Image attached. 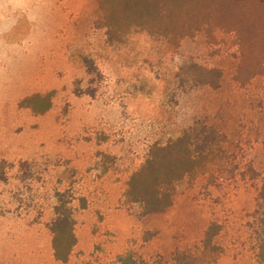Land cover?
<instances>
[{
    "label": "rangeland",
    "instance_id": "rangeland-1",
    "mask_svg": "<svg viewBox=\"0 0 264 264\" xmlns=\"http://www.w3.org/2000/svg\"><path fill=\"white\" fill-rule=\"evenodd\" d=\"M101 5L0 0V264L105 262L126 250L142 264H163L156 257L167 256L175 238L191 244L210 221L224 225L227 244L236 245L214 264H252L245 225L255 192L246 183L211 191L200 190L202 178L190 189L181 185L172 209L151 217L118 200L146 146L198 120L243 143L254 139L264 126V84L235 86L236 59L210 48L203 31L184 39L170 59L144 32L130 28L129 44L117 55L105 46L104 28H96ZM85 57L100 73L92 84ZM182 57L220 70L219 86L176 93L169 102ZM139 83L142 93L129 94ZM90 87L94 97L84 94ZM71 184L72 195L84 197L87 207L79 211L74 202L78 243L60 263L51 257L46 225L53 193Z\"/></svg>",
    "mask_w": 264,
    "mask_h": 264
},
{
    "label": "trees",
    "instance_id": "trees-1",
    "mask_svg": "<svg viewBox=\"0 0 264 264\" xmlns=\"http://www.w3.org/2000/svg\"><path fill=\"white\" fill-rule=\"evenodd\" d=\"M101 12L102 19L96 21V28H104L105 46L117 55L121 47L129 44L130 28L144 32L159 47L158 53L169 54L170 59L184 39L194 38L203 31L210 48L223 50L236 59L231 77L235 86L264 84V0H102ZM82 62L86 78L92 84L100 73L89 58H83ZM220 78V70L182 57L175 62L169 102L176 93L202 87L216 89ZM138 85L134 84L129 94L142 93L143 85ZM94 93L95 87H90L84 94L94 97ZM254 135V139L243 143L241 138L228 137L198 120L164 141L149 143L143 160L121 183L122 201H118L137 206L140 217H151L172 209L182 193L181 185L187 190L202 178L200 190L211 187V191L246 183L255 192L250 220L245 225L246 246L252 264H264V159L261 158L264 156V126ZM106 167L104 161V172ZM3 175L4 170L0 169L1 181L5 180ZM68 187L53 193L51 216L46 225L51 257L60 263H67L77 245L74 202L78 203L79 211L87 207L84 197L72 195L73 185ZM190 200L192 205L195 201ZM227 234L224 225L210 221L193 243H179L184 241L177 237L171 252L162 259L156 258L163 264H214L229 248L236 246L227 244ZM142 263L139 255L126 250L110 261L90 259L83 264Z\"/></svg>",
    "mask_w": 264,
    "mask_h": 264
},
{
    "label": "crops",
    "instance_id": "crops-1",
    "mask_svg": "<svg viewBox=\"0 0 264 264\" xmlns=\"http://www.w3.org/2000/svg\"><path fill=\"white\" fill-rule=\"evenodd\" d=\"M83 211H85V210H83ZM76 228H77V226H76ZM77 234H78V233H77V231H76V236H77ZM77 243H78V242H77ZM117 254H119V253H117ZM117 254H115V255H117Z\"/></svg>",
    "mask_w": 264,
    "mask_h": 264
}]
</instances>
